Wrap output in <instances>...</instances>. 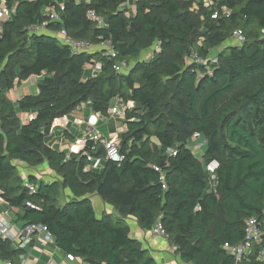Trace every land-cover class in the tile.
I'll list each match as a JSON object with an SVG mask.
<instances>
[{
  "label": "trees",
  "instance_id": "obj_1",
  "mask_svg": "<svg viewBox=\"0 0 264 264\" xmlns=\"http://www.w3.org/2000/svg\"><path fill=\"white\" fill-rule=\"evenodd\" d=\"M5 1L13 13L0 21V198L16 209V220L45 225L62 252L88 264H157L131 235L128 216L144 230L159 221L186 263L264 264L257 258L264 246V0H215L230 9L217 18L196 0ZM51 8L59 18L50 30L108 41L115 55L73 53L53 34L30 33ZM234 30L243 33L242 43H232ZM156 42L152 57L115 71ZM192 53L202 61L190 60ZM96 61L101 70L93 74ZM31 77L38 92L12 101L8 92ZM117 99L132 102L115 136L123 160L106 159L91 139L76 153L49 141L54 121L80 104L106 117ZM21 112L34 116L23 122ZM194 134L205 140L201 158L188 146ZM87 154L102 158L101 165L88 168ZM212 159L216 192L205 170ZM17 162H46L58 178L27 174L36 187L30 192ZM62 190L70 193L64 202ZM93 196L116 218L98 214ZM251 217L261 240L235 262L222 247L243 241ZM19 253L0 240L1 258L18 264Z\"/></svg>",
  "mask_w": 264,
  "mask_h": 264
},
{
  "label": "built area",
  "instance_id": "obj_2",
  "mask_svg": "<svg viewBox=\"0 0 264 264\" xmlns=\"http://www.w3.org/2000/svg\"><path fill=\"white\" fill-rule=\"evenodd\" d=\"M87 1V0H86ZM198 3H201L208 10H212V18H217L218 16H227L230 14V9L225 5L217 6V2L215 0H196ZM123 10L131 9V5L122 6ZM60 9H63L60 7ZM13 13V7H8L5 0H0V21L6 20L10 18ZM47 18L40 23L33 24L30 26V33H46L57 36L58 39L63 43L69 46L70 50L73 53H83V52H91L94 50H104L103 54L108 56H114L115 52L110 46L108 41H102L98 44H93L87 40H77L68 35L64 28H60L58 32H53L48 27L50 21L57 20L59 18L58 12L51 8L46 12ZM88 16L91 18H95L94 12L89 11ZM97 25H103L102 18H96ZM264 32V30H263ZM232 41L242 43L245 38L243 33L240 30H234L231 36ZM159 51V43L153 44V50L151 51V55L147 58L152 57L156 52ZM146 59V58H145ZM190 60H194L196 62H201L202 59L199 58L196 53H192L190 55ZM131 66V65H130ZM127 61H120L114 65V69L117 72H126L130 68ZM101 70V63L96 61L92 67V73H98ZM132 105V102H123L119 99L116 100L114 105L110 109L109 116L123 118L125 115V110ZM94 116V115H93ZM89 116L87 121L85 122L84 132L81 137L77 138L72 144L69 145L70 152H79L83 147L85 142L88 139L93 140L94 142H99L103 145L105 150V157L111 161H121L124 158L119 151L118 143L115 139V136H105L100 133L96 128V123L98 118L94 116ZM100 116V115H99ZM199 134H194L192 138H199ZM87 159L89 161L88 168H97L101 165L102 158H96L87 154ZM19 163V162H17ZM218 167V162L215 159L208 161L205 164V170L209 175V183L210 190L212 192L215 191L216 187V175L215 171ZM23 171H20V175L22 177ZM22 184L24 187L28 188L30 192H34L36 187L34 183L28 181L27 175L22 177ZM27 205H31L30 202L26 203ZM11 210L16 212V209L6 205L3 200L0 198V240L8 241L11 248L13 250H19L20 253L18 255V264H36L39 260L38 257L31 256V251L33 249H37L46 255V259L44 264H70L74 262L75 264H88L82 257L75 256L70 253L62 252L56 245L54 241V237L48 228L43 224H27L22 225L16 220V216L12 218ZM151 231L154 234L161 235L166 237L164 230L159 221H157ZM261 240V231L257 223V219L254 217L248 218L245 222V237L242 242L238 244H229L227 242L224 243L223 249L232 255L235 259V262H240L252 249L253 242H259ZM39 244V245H38ZM41 245V246H40ZM47 245H53L55 249L58 250L63 256L57 260L54 257V253L52 251H47L44 247ZM174 250L175 247L173 246ZM257 258L264 262V246H261L257 253ZM0 261L4 264H14L10 259H3L0 257Z\"/></svg>",
  "mask_w": 264,
  "mask_h": 264
},
{
  "label": "crops",
  "instance_id": "obj_3",
  "mask_svg": "<svg viewBox=\"0 0 264 264\" xmlns=\"http://www.w3.org/2000/svg\"><path fill=\"white\" fill-rule=\"evenodd\" d=\"M37 79V77H31L27 82H23L22 84L15 86L8 92V97L12 101H16L24 94H36L38 92L36 87ZM88 107V103H82L72 112L56 119L53 124L56 128L52 132V136L50 137L49 141L51 143L57 144L60 149H69V145L72 144L77 138L82 136L83 129L85 127V122L91 115H94L96 118H98V121L96 123L97 130L108 137L116 136L123 130L122 118L112 116H101L100 114L93 112L91 109L88 110ZM18 116L20 120L24 122L31 119L34 114L28 112H21L18 113ZM119 122L121 123L119 124ZM69 127L72 134L68 131V133L64 134L63 131ZM192 139H189L188 146L192 150H194L195 148L194 153H196L197 151H200L203 146L201 147V143L197 142V140L194 141ZM17 165L20 167H27L23 163H17ZM50 172L54 178H58V176L52 170L49 169V174ZM34 176L37 178L42 175ZM61 193L64 194V200H67L70 197V193L68 190H62ZM92 199L95 202L94 207L99 212V214H101L102 212L111 213V211H114L111 205L104 203L101 199H99L98 196H93ZM126 221L130 227L131 235L140 240L143 247L148 251L149 255H151L156 260L157 264H190L182 261L179 258V256L172 249V243L166 237L154 234L151 230L141 229L138 226L135 218L132 216H128L126 218ZM44 248L47 251H52L54 253V257L57 260H59V258L63 256L60 252H58L57 249L53 247V245H47ZM31 256L39 257L41 259L36 264H44V261L46 259V255L38 251L37 249H33L31 251ZM0 264L4 263L0 261ZM70 264L75 263L71 262Z\"/></svg>",
  "mask_w": 264,
  "mask_h": 264
},
{
  "label": "rangeland",
  "instance_id": "obj_4",
  "mask_svg": "<svg viewBox=\"0 0 264 264\" xmlns=\"http://www.w3.org/2000/svg\"><path fill=\"white\" fill-rule=\"evenodd\" d=\"M127 13L128 14H130L131 12L130 11H127ZM102 18V17H101ZM232 43H234V44H238V42H235V41H232ZM223 44L222 45H220L219 47H217L216 48V50H221L222 48H223ZM153 50V45L152 46H150L149 48H147V49H144L143 51H141V53H140V55L137 57V58H132V59H130V60H128L127 62H128V64H129V66L130 65H132L133 63H134V61H135V59H145V58H147L149 55H151V51ZM215 50V51H216ZM215 51H213L212 53H211V55H210V57H213V53L215 52ZM124 72H126V70H124ZM88 110H90V107H88ZM121 122H119V124H120ZM83 132H84V129H83ZM83 134V133H82ZM190 139H192V137H190ZM192 140H197V142H199V143H201L200 145H201V147L203 146V144H204V140H203V138H202V136L201 137H199L198 139H192ZM192 144V143H191ZM67 150H69L68 148H67ZM194 150H195V148H194ZM193 150V151H194ZM203 150H204V146L201 148V150L200 151H197L196 153H194L197 157H199V158H201V156H202V153H203ZM18 171H19V173H20V171H23V173H21L22 174V177L23 176H26L27 174H32V175H37V176H40V175H42V176H40V177H37V179H41V180H43V181H46V182H49V181H52L53 179H55L52 175H51V172H50V174H49V168H48V165H47V163L46 162H43V163H41V164H39V165H37V166H34V167H20V166H18ZM62 195H60V201H65L63 198H64V194L63 193H61ZM70 198V197H69ZM68 198V199H69ZM67 199V200H68ZM93 200V199H92ZM93 204H95V202H94V200H93ZM96 209V208H95ZM97 211V210H96ZM97 213L99 214V212L97 211ZM111 213H112V217H114V218H116V216H117V213H116V211H111ZM11 214L13 215L12 216V218H14V216H16V213H15V211L13 210H11ZM20 223V222H19ZM39 258V257H38Z\"/></svg>",
  "mask_w": 264,
  "mask_h": 264
}]
</instances>
